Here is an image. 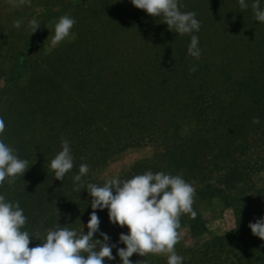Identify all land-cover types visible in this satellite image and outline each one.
Segmentation results:
<instances>
[{
  "label": "trees",
  "instance_id": "16d2710c",
  "mask_svg": "<svg viewBox=\"0 0 264 264\" xmlns=\"http://www.w3.org/2000/svg\"><path fill=\"white\" fill-rule=\"evenodd\" d=\"M253 2L241 9L238 0H179L182 12L201 22L198 32L181 36L129 0H81L64 10L76 21L72 41L51 47L36 36L27 52L0 55L2 70L11 61L16 74L0 88V140L29 166L14 184L0 186V195L19 202L23 230L43 236L59 223L77 231L84 225L87 233L93 209L88 192L74 190L79 166H89L85 186L103 184L99 173L123 152L150 149L118 178L151 170L195 188L196 217H180L193 241L175 250L182 264H264V240L248 226L264 217V187L257 184L264 172V23ZM191 35L199 38V59L188 55ZM62 140L70 142L74 167L59 181L50 162ZM215 199L235 217L226 235L213 234L200 209ZM96 211L94 238L107 234L117 254L128 228L110 223L107 209ZM41 243L32 239L29 247ZM133 255L135 262L167 264V257Z\"/></svg>",
  "mask_w": 264,
  "mask_h": 264
},
{
  "label": "clouds",
  "instance_id": "9594fccd",
  "mask_svg": "<svg viewBox=\"0 0 264 264\" xmlns=\"http://www.w3.org/2000/svg\"><path fill=\"white\" fill-rule=\"evenodd\" d=\"M8 2L12 7L20 8L30 5L31 0ZM131 3L152 17H163L168 29L181 36L200 30L201 22L196 13L182 12L179 0H131ZM238 3L241 9L248 8L246 0H238ZM251 7L255 19L264 23L260 0H254ZM75 23L69 15L61 16L55 25L51 44L56 46L68 38ZM23 24V19H17L13 27L20 29ZM28 25L34 33L41 24L31 19ZM187 52L195 59L201 57L197 35H191ZM189 71L195 72L196 66L190 67ZM252 123H260L259 118L254 117ZM5 128V121L0 118V135L4 134ZM61 147L62 150L50 162L54 178L59 181H63L74 167L70 142L62 140ZM28 169V161L20 159L14 148L0 140V186L6 181L14 184L16 178L23 177ZM88 173L89 166L81 164L79 173L73 177L74 190L81 192L83 188L91 197L93 211L86 225L87 233L84 225L81 231H77L59 223L47 229L43 236L39 232L23 230L27 217L19 202H10L0 195V264H104L105 259L114 260L112 249L116 245L109 243L110 237L100 232L102 239L94 238L100 227L98 209L108 210L110 223L128 228V234L119 235V243L126 246L117 248L122 264H133L130 259L133 254L141 257L165 255L167 264H182L183 257L175 251L181 239L180 217L184 214H190L193 219L196 217L192 208L195 188L190 183L179 175L148 170L130 179L116 177L103 184L88 183L85 186L82 177ZM248 226L254 236L264 240V217ZM32 239L42 243L29 247ZM136 264H144V261H136Z\"/></svg>",
  "mask_w": 264,
  "mask_h": 264
},
{
  "label": "rangeland",
  "instance_id": "374dc122",
  "mask_svg": "<svg viewBox=\"0 0 264 264\" xmlns=\"http://www.w3.org/2000/svg\"><path fill=\"white\" fill-rule=\"evenodd\" d=\"M79 1L81 0H31L30 5L14 8L9 4L8 0H0V55L15 56L24 50L27 52L28 42L36 36H40V38L46 37L51 41L54 36L56 23L61 16L65 15L64 10ZM129 2L130 6L134 7L131 0H129ZM17 19H23L24 21L20 29L13 27V22ZM31 19H35L41 24L39 29L34 33H32L28 25V21ZM73 38V35L70 33V36L63 42L72 41ZM51 47L55 46L52 45ZM3 66V59H0V88L9 85L16 77V74L11 69V61L6 63V69L4 71L2 70ZM151 154L152 152L150 149H129L123 152L115 162L106 166L99 173V177L104 180L120 177L127 172L137 160L148 157ZM257 184L259 187H264V172L257 177ZM199 205L208 223V227L213 234L226 235L235 230V217L233 211L230 208H226L222 200H207L199 203ZM179 231L181 239L175 246V250L182 244H193L187 230L180 229ZM235 245H237L236 247L238 249L241 247L239 243ZM113 256L115 257L114 260L109 261L105 259L104 264H122L116 253H113ZM155 256L166 257L165 255ZM132 257L136 258L135 255ZM140 259H138V261H142ZM131 260L133 264H136L133 258H131Z\"/></svg>",
  "mask_w": 264,
  "mask_h": 264
}]
</instances>
